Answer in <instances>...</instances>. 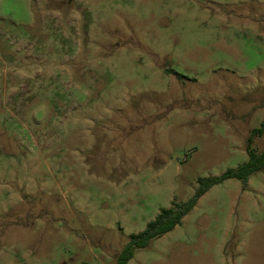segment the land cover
<instances>
[{
  "label": "rangeland",
  "instance_id": "1",
  "mask_svg": "<svg viewBox=\"0 0 264 264\" xmlns=\"http://www.w3.org/2000/svg\"><path fill=\"white\" fill-rule=\"evenodd\" d=\"M262 121L264 0H0V264H116ZM128 264H264V172Z\"/></svg>",
  "mask_w": 264,
  "mask_h": 264
},
{
  "label": "trees",
  "instance_id": "2",
  "mask_svg": "<svg viewBox=\"0 0 264 264\" xmlns=\"http://www.w3.org/2000/svg\"><path fill=\"white\" fill-rule=\"evenodd\" d=\"M177 78L182 76L172 70L168 71ZM264 133V121L260 128L253 130L248 139L247 161L234 169H228L220 176L201 178L197 181V187L193 195L185 202L173 200L167 209H160L155 219L146 224L144 230L129 237L128 243L121 249L116 258V264H128L135 252L146 248L153 240L158 239L173 231L179 226L191 210L196 206L199 199L204 196L212 187L228 180H237L246 186L249 178L257 172H264V152L257 153L250 145L253 136H261Z\"/></svg>",
  "mask_w": 264,
  "mask_h": 264
}]
</instances>
